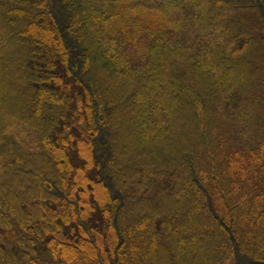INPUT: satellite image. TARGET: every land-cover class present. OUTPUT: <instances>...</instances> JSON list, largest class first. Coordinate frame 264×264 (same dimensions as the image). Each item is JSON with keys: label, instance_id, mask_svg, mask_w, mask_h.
<instances>
[{"label": "trees", "instance_id": "trees-1", "mask_svg": "<svg viewBox=\"0 0 264 264\" xmlns=\"http://www.w3.org/2000/svg\"><path fill=\"white\" fill-rule=\"evenodd\" d=\"M243 259L264 0H0V264Z\"/></svg>", "mask_w": 264, "mask_h": 264}, {"label": "rangeland", "instance_id": "rangeland-1", "mask_svg": "<svg viewBox=\"0 0 264 264\" xmlns=\"http://www.w3.org/2000/svg\"><path fill=\"white\" fill-rule=\"evenodd\" d=\"M148 208V206L146 208H144V206L141 208V211H145ZM254 264H264V263H254Z\"/></svg>", "mask_w": 264, "mask_h": 264}, {"label": "water", "instance_id": "water-1", "mask_svg": "<svg viewBox=\"0 0 264 264\" xmlns=\"http://www.w3.org/2000/svg\"><path fill=\"white\" fill-rule=\"evenodd\" d=\"M243 264H246V261H244Z\"/></svg>", "mask_w": 264, "mask_h": 264}]
</instances>
